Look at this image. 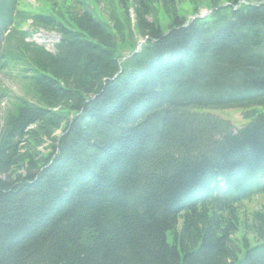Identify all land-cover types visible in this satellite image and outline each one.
Listing matches in <instances>:
<instances>
[{"label": "trees", "instance_id": "1", "mask_svg": "<svg viewBox=\"0 0 264 264\" xmlns=\"http://www.w3.org/2000/svg\"><path fill=\"white\" fill-rule=\"evenodd\" d=\"M44 5L0 0V264H264V0Z\"/></svg>", "mask_w": 264, "mask_h": 264}, {"label": "rangeland", "instance_id": "2", "mask_svg": "<svg viewBox=\"0 0 264 264\" xmlns=\"http://www.w3.org/2000/svg\"><path fill=\"white\" fill-rule=\"evenodd\" d=\"M27 3H29L32 6H39L42 4L43 8H46L44 5L45 0H26ZM104 5L100 6V9L102 10V14H104V18L106 17L107 9L104 10ZM95 8V16L100 15L101 17V11H99V8L97 5L94 6ZM192 6H187V11H191ZM98 17V18H99ZM102 20V18H101ZM31 23V21L28 22V24ZM31 40L35 43L43 46L51 53H55V46L60 40V36L54 32L45 31L43 29H38L36 32H34L31 36ZM15 76V75H13ZM1 83L12 93L13 95H21L20 87L17 83V81L14 79V77H11L10 75H2L0 78ZM1 102H7L8 105V99H0ZM256 112L255 109L250 110H238V109H225V110H211L207 111L206 113L213 115L214 117L218 118L219 121L225 122L231 126V128L234 131H239L249 123H251L256 118ZM3 124V119H0V127ZM264 204V195L260 196L256 200L249 203L250 210H258L261 208V206ZM182 226V219L179 220L178 229H180ZM173 241L172 234L168 233V242L171 244Z\"/></svg>", "mask_w": 264, "mask_h": 264}]
</instances>
